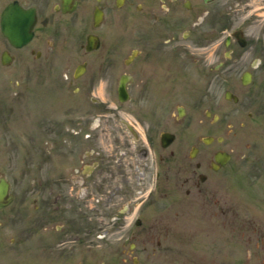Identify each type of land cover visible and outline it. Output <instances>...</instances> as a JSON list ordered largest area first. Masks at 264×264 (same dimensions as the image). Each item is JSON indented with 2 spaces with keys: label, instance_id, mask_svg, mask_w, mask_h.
Masks as SVG:
<instances>
[{
  "label": "flooded vegetation",
  "instance_id": "af4514ba",
  "mask_svg": "<svg viewBox=\"0 0 264 264\" xmlns=\"http://www.w3.org/2000/svg\"><path fill=\"white\" fill-rule=\"evenodd\" d=\"M8 8L32 19L31 40L21 48L12 47L1 32ZM0 37L27 55L24 69L29 56L37 62L43 55L49 66H68L58 82H67L79 96L60 102L58 108L68 104L60 120L38 119L35 138L29 139L39 146L35 264H173L179 259L180 264H220L213 239L198 248L201 255L174 248L169 239L138 234L123 239L125 215L134 212L128 227L139 229L152 220L154 209H163L169 194L183 207L195 196L205 200L212 179L233 158L225 149L227 137L218 135L223 118L237 113L244 119L238 128L252 140L259 138L264 0H0ZM91 66L98 67L94 74ZM188 67L198 70L201 81L190 83L188 103L172 106L187 83ZM120 69L127 72L112 78L115 104L94 98L98 82H111L105 73ZM222 72L228 74L222 97L239 109L221 114ZM33 76L37 73L26 74L24 82ZM123 78L130 83L128 99L120 102ZM131 101L135 109L124 110ZM10 121L9 113L0 111V142L6 145ZM22 249L29 254L26 243Z\"/></svg>",
  "mask_w": 264,
  "mask_h": 264
},
{
  "label": "rangeland",
  "instance_id": "374dc122",
  "mask_svg": "<svg viewBox=\"0 0 264 264\" xmlns=\"http://www.w3.org/2000/svg\"><path fill=\"white\" fill-rule=\"evenodd\" d=\"M221 9L223 12L227 10L226 7ZM3 50H8L14 61L7 66L0 64V111L8 112L11 119L10 128L6 134L3 132L9 137L10 144L0 142V178L9 183L13 202L0 210V264H35L33 256L37 255L38 235L34 207L37 200L36 159L39 146L35 140L29 139L35 136L38 119L60 120L68 110V104L58 108L60 102L66 97L70 101H77L79 96H73V87L68 86L67 82H58L62 74H67L68 66H49L43 55L42 60L37 62L29 56L24 69L27 55L23 51L16 52L8 48L0 37V54ZM96 68L91 66L89 74H94ZM123 72L127 71L120 69L105 73L111 82H98L93 92L94 98H103L108 105L115 104L112 98L115 82L112 78L116 79ZM28 73H37V77H30L29 82H24ZM102 74L103 70L100 71ZM185 74L183 82L187 83L179 94V100H172V106L188 103L186 98L190 97V83L201 81L194 67H188ZM226 79L227 72L220 73L218 90L221 114L239 109L238 106L226 103L222 97L226 89L223 81ZM74 87L79 88V84L76 83ZM130 93L133 94L132 86ZM25 94L30 96L25 99ZM123 107L126 111L134 110V101L125 103ZM243 120L237 113H232L221 121L218 135L227 137L225 149L232 150L233 158L224 170L214 176L208 187L211 193L205 200L195 196L186 200V206L183 207L179 200L172 198L173 194H169L163 209H154L152 220L143 222L139 229L128 227L133 220L134 212H131L125 215L123 239L137 234L141 239L152 236L161 242L169 239L174 248H183L184 252L193 250L198 255L203 254L199 249L213 239L220 247V264H244L248 256L249 264H264V130L260 131L259 138L252 140L247 137L245 130L238 128V123ZM227 124L233 125V130L227 128ZM122 132L126 140L130 139L126 130L122 128ZM44 142H51V139L45 138ZM41 148L46 150L48 147ZM242 155L246 156L244 160L241 159ZM157 185L160 186L159 183ZM150 186L148 183L147 192ZM144 199L145 196L141 197L139 202ZM169 206L173 208L167 214L162 213ZM155 224V230L150 231ZM184 240L190 241L185 243ZM25 243L29 254L22 249ZM179 261L173 264H180Z\"/></svg>",
  "mask_w": 264,
  "mask_h": 264
},
{
  "label": "water",
  "instance_id": "95a60500",
  "mask_svg": "<svg viewBox=\"0 0 264 264\" xmlns=\"http://www.w3.org/2000/svg\"><path fill=\"white\" fill-rule=\"evenodd\" d=\"M29 20L30 18L26 19L24 13L19 10L14 15L12 8H8L3 13L1 18V32L12 47L21 48L31 40L32 34L30 29L32 19ZM26 22H28V24ZM11 60L12 58L6 52H3L0 57V64L6 66ZM129 83L130 82H126V80L124 81V78L119 83L118 93L120 102H125L128 99L126 86ZM12 202L13 196L10 193V185L5 179L0 178V210L7 208Z\"/></svg>",
  "mask_w": 264,
  "mask_h": 264
}]
</instances>
